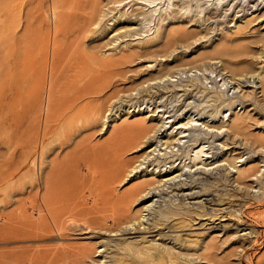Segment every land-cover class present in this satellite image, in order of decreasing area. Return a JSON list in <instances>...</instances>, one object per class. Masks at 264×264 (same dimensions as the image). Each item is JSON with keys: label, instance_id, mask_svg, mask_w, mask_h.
<instances>
[{"label": "rangeland", "instance_id": "1", "mask_svg": "<svg viewBox=\"0 0 264 264\" xmlns=\"http://www.w3.org/2000/svg\"><path fill=\"white\" fill-rule=\"evenodd\" d=\"M13 1L0 0V264H27L33 250L54 242L53 236L26 238L22 227L3 222L5 210L12 208L11 198L23 199L35 181L39 132L43 129L46 134L42 146L55 147L54 156L66 178L71 176L69 168L83 176L85 165L74 162L73 156L86 140L101 143L105 139L107 134L98 135L100 119L115 111L136 116H121L108 124L106 132L113 124L140 120L145 111L164 119L165 128L173 120L178 125L189 117L205 122L213 132L193 126L185 132L188 136L181 140L177 156L184 159L199 144L209 152L207 162L218 165L227 158L242 169L235 181L236 174L226 166L185 175L194 193L191 199H182L176 191L162 196L163 202L155 199L163 210L182 213L181 218L167 221L149 216V222L156 225L152 233L159 231L155 239L197 253L205 244L211 247L214 264H264V76L259 82L255 77L260 70L264 75V0H172L159 14L137 16L134 37L126 34L114 42L128 43V52L132 47L133 54L126 58L121 49L112 48L113 42L109 44L112 35L83 37L69 66L58 63L61 79H55L56 85L51 83V93L44 78L40 91L30 69L40 60L34 58L32 23L41 17V31H47L48 0H24L26 14L33 10L30 20L18 9L19 0ZM115 9L110 7L112 13ZM160 16L165 17L162 22ZM162 32V40L153 45ZM42 56L47 59L46 50ZM38 89L39 98L35 96ZM68 106L73 107L71 111ZM220 119L232 122L233 134L225 127L217 130ZM254 177L258 181H252ZM86 237L66 232L64 241L82 248L87 245ZM143 237L147 235L136 239ZM131 238L104 239L100 250L131 256ZM151 256L153 263L133 260L122 264H156L162 255L153 251ZM179 263L205 264L189 258Z\"/></svg>", "mask_w": 264, "mask_h": 264}, {"label": "bare ground", "instance_id": "2", "mask_svg": "<svg viewBox=\"0 0 264 264\" xmlns=\"http://www.w3.org/2000/svg\"><path fill=\"white\" fill-rule=\"evenodd\" d=\"M24 2L19 0L18 4V9L22 12L25 11ZM160 2L162 5L157 8ZM171 2L172 0H48L50 15L47 31H41L43 24L39 16H36L31 27L35 34L34 58L40 60L39 63L33 64V68L30 66V69L37 79L38 88L41 91L40 83L43 78L48 84L49 92L52 88L51 83L55 84V79L60 82L61 77L60 79L57 77L56 70L58 63L69 66L72 53L78 48L83 37L90 36L89 40H91L95 34L101 37L112 35L109 44L117 42L119 37H126V34L129 35L128 37H134L137 16H145V13L150 17L156 12L159 14L161 8H164L163 11L168 9ZM10 5L12 6V3ZM111 6L116 7L115 13L110 11ZM8 8L10 9L9 6ZM136 8L141 12H137L139 10L136 11ZM32 11H28L27 14V10L24 12L26 20L29 19ZM124 16L128 17L123 19ZM159 18L162 22L165 17ZM71 19L75 23L68 21ZM163 35L164 32L160 33L153 45L158 43V40H162ZM117 43L111 46L116 50L121 49L125 53L124 58L133 54L132 47L128 52L130 46L128 43ZM59 46L62 48L61 54H59ZM150 47L152 48V45ZM150 47L144 51L149 52ZM45 50L48 53L46 60L43 59L45 56H42ZM261 72L260 70L255 74L258 82L264 76ZM255 77L251 76L250 82H253ZM39 89L35 96L38 95ZM44 93L47 101L50 97L48 90L46 89ZM47 106L46 102L45 107ZM68 108V111H71L73 107L68 106ZM143 114L145 116L140 120L124 121L116 126L113 124L108 132L105 130L108 124L115 122L121 116L134 117L136 113L130 114L125 111L120 115L115 111L100 119L98 135L107 134L105 139L101 143H93L92 139L86 140L85 144L79 147L80 153L73 156L74 162L78 161L85 165L83 176H79L74 168H69L71 176L66 178L65 173L59 168L57 157L54 156L55 147L42 146L46 134L43 129L39 132L36 152L40 164L36 163L35 181L23 199L11 198L12 208L5 210L3 219L8 226L17 224L22 227L23 229L20 230L28 233L26 238L48 239L53 236L52 244L45 245V248L40 247L41 249L37 247L39 250L28 253L29 264H108L106 261L108 258L113 260L109 264H122L125 261L133 263V260L153 263L154 259L149 258L152 257L153 251L162 255L158 257L156 264H167V261L169 264H180L179 261L186 258L214 264L209 252L211 247L205 244L203 251L197 253L189 247L179 250L162 242L161 239H155L159 231L152 233L156 225L151 224L148 217L155 215L161 221L182 217L180 211L163 210L165 207L162 209L155 199L173 191L181 193L179 196L182 199H191L194 193L190 192V186L185 183V175L210 173L213 169L226 166L228 172L236 174L232 180L235 181V178L241 175L242 169L240 166L236 167L235 163L227 158L220 160L218 165L212 161L207 162L211 158L208 156L209 152L204 150L203 146L199 148V144H194L191 153L184 159L177 156L176 151L180 149L181 140L188 136L185 132L193 126L198 125L201 130L205 128L204 131L213 132L209 130L211 126L207 123H198V120L189 117L186 122L178 125L173 123L174 120L170 121L172 124L165 128L164 119L157 117L152 111L149 114L145 111ZM220 120L217 130L225 127L228 134H233L232 122ZM146 124L148 127L145 126ZM223 144L225 146V143ZM71 152L75 154L74 150ZM25 158H27L26 153L23 156V159ZM252 181H258L257 177L252 178ZM85 202L89 207L84 206ZM16 210L19 211L18 214H15ZM66 232L86 234L87 245L75 248L65 242ZM146 235L147 237L139 241L136 239L138 236ZM124 236H132V241L129 242L131 256L117 251L107 254L100 250L104 246V239L114 242L117 237ZM143 244L147 245L143 246ZM13 253L9 251L7 254L14 256Z\"/></svg>", "mask_w": 264, "mask_h": 264}]
</instances>
